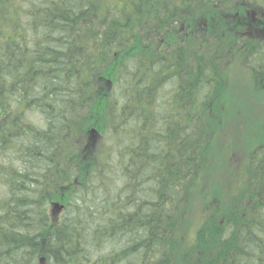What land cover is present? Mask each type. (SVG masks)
Listing matches in <instances>:
<instances>
[{
  "label": "trees",
  "instance_id": "trees-1",
  "mask_svg": "<svg viewBox=\"0 0 264 264\" xmlns=\"http://www.w3.org/2000/svg\"><path fill=\"white\" fill-rule=\"evenodd\" d=\"M260 16L0 0V264H264Z\"/></svg>",
  "mask_w": 264,
  "mask_h": 264
},
{
  "label": "rangeland",
  "instance_id": "rangeland-1",
  "mask_svg": "<svg viewBox=\"0 0 264 264\" xmlns=\"http://www.w3.org/2000/svg\"><path fill=\"white\" fill-rule=\"evenodd\" d=\"M125 8H129V4H127V5L125 6ZM162 43H163V42H162ZM154 44H155V42H154ZM158 49H159V48H158ZM241 55H243V52H242ZM249 59H250V57H249ZM258 77H259V75H258ZM258 77L254 76L252 72H251L250 75L248 76V75L246 74V72L244 71V72L242 73V75L239 77V79H238L239 81H236V82L241 83L240 80H244V79H248V78H249L250 82H251L253 85H254V81H258V83H260V84H261V82L264 83V80L261 79L260 77H259L260 80H256V79H259ZM253 79H254V80H253ZM237 85H240V84H237ZM242 97L245 98L246 101H248L246 97H244V96H242ZM233 110H234V107H231V106H230V111H233ZM256 112H258V114H261V113H262V114L264 115V105L262 104V102H261L260 104H259V102H258V103H256V104L254 105L252 111H250L249 113L246 114L247 118H249V120L253 119V118H254V114H255ZM202 113H203L204 115H208V114H209V111H208V109H206V110H205L204 112H202ZM192 114H193V116H194V115L196 116V114H197L196 109H193ZM250 116H252L251 119H250ZM226 117H227V116H225L224 119H225ZM247 118H246V119H247ZM225 120H226V119H225ZM250 122H251V123H256V122H258V121L255 119V120H251ZM169 133L172 134L173 138H174L175 140H177L178 143H179V141L183 138L182 133H177V132H176V129H174L173 126H170ZM185 133L189 136V139L192 140V138L196 135L195 127H194V124H193V123L190 125V127H188V129L186 130Z\"/></svg>",
  "mask_w": 264,
  "mask_h": 264
},
{
  "label": "flooded vegetation",
  "instance_id": "flooded-vegetation-1",
  "mask_svg": "<svg viewBox=\"0 0 264 264\" xmlns=\"http://www.w3.org/2000/svg\"><path fill=\"white\" fill-rule=\"evenodd\" d=\"M262 27H264V16H260V19L257 20V28H260L259 29L260 36L262 35L264 37V29Z\"/></svg>",
  "mask_w": 264,
  "mask_h": 264
},
{
  "label": "water",
  "instance_id": "water-1",
  "mask_svg": "<svg viewBox=\"0 0 264 264\" xmlns=\"http://www.w3.org/2000/svg\"><path fill=\"white\" fill-rule=\"evenodd\" d=\"M55 207H56V208H58V209H60V206H59V204H56V205H55Z\"/></svg>",
  "mask_w": 264,
  "mask_h": 264
}]
</instances>
